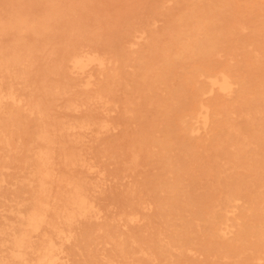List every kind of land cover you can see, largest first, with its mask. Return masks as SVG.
Wrapping results in <instances>:
<instances>
[{
    "label": "bare ground",
    "instance_id": "bare-ground-1",
    "mask_svg": "<svg viewBox=\"0 0 264 264\" xmlns=\"http://www.w3.org/2000/svg\"><path fill=\"white\" fill-rule=\"evenodd\" d=\"M0 264H264V0H0Z\"/></svg>",
    "mask_w": 264,
    "mask_h": 264
},
{
    "label": "rangeland",
    "instance_id": "rangeland-1",
    "mask_svg": "<svg viewBox=\"0 0 264 264\" xmlns=\"http://www.w3.org/2000/svg\"><path fill=\"white\" fill-rule=\"evenodd\" d=\"M128 1H130V0H128ZM159 23H160V21H157V22H156V25H159ZM112 113H113V112H112ZM128 178H129V177H126V178H124V180H125V179H128ZM107 184H109V181H108V180H107L106 185H107ZM201 256H202V255H199L198 258H201Z\"/></svg>",
    "mask_w": 264,
    "mask_h": 264
}]
</instances>
